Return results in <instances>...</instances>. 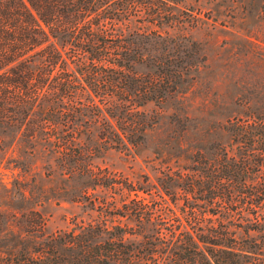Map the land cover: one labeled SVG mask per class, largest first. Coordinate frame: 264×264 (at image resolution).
I'll return each instance as SVG.
<instances>
[{
    "label": "trees",
    "instance_id": "obj_1",
    "mask_svg": "<svg viewBox=\"0 0 264 264\" xmlns=\"http://www.w3.org/2000/svg\"><path fill=\"white\" fill-rule=\"evenodd\" d=\"M178 2L0 0V170L17 144L41 157L46 180L76 177L72 199L95 186L112 194L90 201L100 220L52 231L34 207L0 208V264H264V115L228 119L227 144L195 150L154 184L91 162L107 149L136 155L155 122L141 107L174 97L204 61L188 36L161 30L183 21Z\"/></svg>",
    "mask_w": 264,
    "mask_h": 264
},
{
    "label": "rangeland",
    "instance_id": "obj_2",
    "mask_svg": "<svg viewBox=\"0 0 264 264\" xmlns=\"http://www.w3.org/2000/svg\"><path fill=\"white\" fill-rule=\"evenodd\" d=\"M172 11L183 21L161 30L188 36L199 47L204 61L174 97L159 105L148 102L141 107L153 115L155 122L146 130L136 155L107 149L91 159L101 175H110L121 183H157L164 173L189 165L188 159L195 150L200 149L209 157L207 149L212 143L227 144L229 134L222 127L228 119L264 115V0H179ZM12 147L14 152L10 149L8 156L15 162L24 160L27 169L14 167L15 162L1 168V209L34 207L45 216L48 231L71 227L72 219L103 218L90 201L95 199V205L104 198L110 201V188H88L84 197L74 200L71 191L78 193L82 189L76 184V177H68L64 183L57 175L46 180L41 157L25 158L17 144ZM32 179L36 180L35 185L13 184ZM40 185L45 187H36ZM22 189L25 199L20 196ZM29 189L33 197H29ZM151 193L153 198L161 195L156 188ZM107 217L117 219L113 215ZM119 221L131 224L123 218ZM127 237L129 241L134 238Z\"/></svg>",
    "mask_w": 264,
    "mask_h": 264
}]
</instances>
